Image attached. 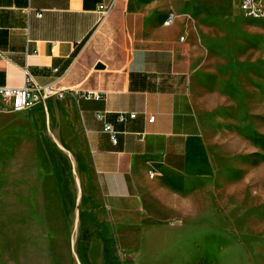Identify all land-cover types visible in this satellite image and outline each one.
<instances>
[{"label":"crops","instance_id":"1","mask_svg":"<svg viewBox=\"0 0 264 264\" xmlns=\"http://www.w3.org/2000/svg\"><path fill=\"white\" fill-rule=\"evenodd\" d=\"M100 4L110 13L97 26ZM197 6L207 7L202 0H0V87L20 88L27 78L104 95L66 93L21 113L0 112V264H49L50 257L62 264L63 235L74 233V219H62L74 198V127L100 196L132 203L148 219L212 175L184 36V16Z\"/></svg>","mask_w":264,"mask_h":264},{"label":"rangeland","instance_id":"2","mask_svg":"<svg viewBox=\"0 0 264 264\" xmlns=\"http://www.w3.org/2000/svg\"><path fill=\"white\" fill-rule=\"evenodd\" d=\"M202 2L184 16V36L214 172L148 219L100 196L74 127V198L62 209L74 233L63 235L62 264H264V18L242 17L237 0Z\"/></svg>","mask_w":264,"mask_h":264},{"label":"built area","instance_id":"3","mask_svg":"<svg viewBox=\"0 0 264 264\" xmlns=\"http://www.w3.org/2000/svg\"><path fill=\"white\" fill-rule=\"evenodd\" d=\"M239 14L248 19H262L264 18V0H240L238 6ZM110 6L100 4L97 8L98 24L101 25L109 16ZM41 17V13L37 14ZM174 14L167 16L168 21H174ZM183 40V38H181ZM66 93L72 96H79L85 100L99 101L104 99V95L99 92L87 91L77 92L73 90L65 91L57 87L56 82L48 85L40 86L33 84L26 78L25 85L20 88L0 87V112L21 113L34 105H43L45 101L51 97L62 99ZM135 114L128 116L129 119H134ZM98 121H103V114L97 113L95 115ZM118 120L123 122L125 115L122 113L118 115ZM148 121H154V117H150ZM103 132L109 135L113 144L117 143L116 132L111 125L105 124Z\"/></svg>","mask_w":264,"mask_h":264},{"label":"bare ground","instance_id":"4","mask_svg":"<svg viewBox=\"0 0 264 264\" xmlns=\"http://www.w3.org/2000/svg\"><path fill=\"white\" fill-rule=\"evenodd\" d=\"M172 23H173V21H168L167 22V19H166L165 22H164V25L165 26H170V25H172Z\"/></svg>","mask_w":264,"mask_h":264},{"label":"water","instance_id":"5","mask_svg":"<svg viewBox=\"0 0 264 264\" xmlns=\"http://www.w3.org/2000/svg\"><path fill=\"white\" fill-rule=\"evenodd\" d=\"M98 68H100V65H98Z\"/></svg>","mask_w":264,"mask_h":264}]
</instances>
